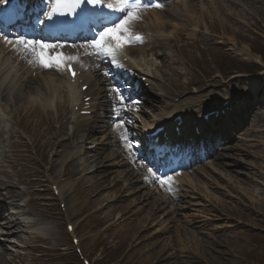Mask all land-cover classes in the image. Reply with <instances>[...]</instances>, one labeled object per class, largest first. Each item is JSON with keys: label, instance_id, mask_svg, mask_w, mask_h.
I'll use <instances>...</instances> for the list:
<instances>
[{"label": "rangeland", "instance_id": "374dc122", "mask_svg": "<svg viewBox=\"0 0 264 264\" xmlns=\"http://www.w3.org/2000/svg\"><path fill=\"white\" fill-rule=\"evenodd\" d=\"M246 1H248V6H251V8L247 10V13L244 12V15H240L236 21L228 22L229 25L226 27V31H222L218 18L207 17V21L205 20L208 25L212 26L213 33L208 31L202 24L199 28H192L193 26L185 24L187 28L204 34L200 33L202 37L199 39L187 38L185 42H180L178 45L182 47L183 51L181 52L179 49L178 53L175 54L177 57L172 52H168L169 55L175 57V61L179 62L178 66L184 73L181 77L179 75L173 77L174 84L172 86L168 84L166 92L175 95V100L169 102L171 106L176 104V99L184 94L195 98L200 95H211L214 92L217 94L221 93L222 95L217 101H214L216 98L213 99V107L219 106L226 97L239 98L244 95L250 99L253 98L252 100L255 99L254 96L251 97L252 92L250 89L248 91L239 90L241 85L239 83L248 82V78L252 76L238 80L222 76L223 73H227L229 76L237 75L238 72L253 73L256 68L251 63L261 57L264 58V0ZM253 4L254 6H252ZM175 11L178 13L179 9H175ZM218 13L224 14L221 11ZM224 32L226 33L224 34ZM235 46L245 49L247 55H238L231 51L232 47ZM5 51L0 56V60H2L0 64L3 63V60H10L15 57V53L10 55L9 52L11 51ZM158 76L162 82H165L161 74H158ZM261 80L264 82V74L261 75ZM237 87L238 89L236 90ZM155 94L159 97L160 92L155 91ZM261 95H263L261 97L263 99L264 93ZM205 100H208V98H205ZM169 101L171 100L169 99ZM158 105L159 103L156 104V106ZM251 106L247 110L248 112L256 111V113L264 115V106L261 103L251 104ZM153 111L155 110H152V112L148 110V114L152 116L159 112V110L156 113H153ZM132 116L134 117L135 115ZM141 116L137 117V120H140V124L143 122L142 120L151 119V116L147 114L146 116ZM6 126L15 133V138L13 142L5 138L0 140L3 143L0 144L2 151L0 161L3 160L4 155L7 153L3 147L9 143L13 147L15 146V152L11 148L6 149L11 151L9 154L15 156L16 159H9L4 163V166H1L0 181H9L5 177L7 175L1 172L2 170H7L11 173V187L18 185L17 192L20 191L19 193L24 196V199L30 198V201L34 202L27 212L31 216V220L40 222V227L37 228L40 236L34 235L27 241L10 238L11 241H8L7 244L12 248L14 254L11 252L7 256L8 264H81V260L79 257L77 258L75 250L71 247L70 250L72 251H68V239L64 238V235H66V219L63 211L57 202L53 200L47 188L46 181L50 182V180L58 178L57 175L59 173L58 165L56 170L52 171L54 175L46 171V167L50 166L55 153L53 152L54 150L47 149L52 142L51 140L48 141L50 135L45 134L40 139V132L37 131L35 133L33 131L34 134L32 136L29 134L25 139L21 140L17 138L20 135L18 130H14L15 127L11 123ZM247 130H250L249 126L240 133V136ZM20 132L23 135L22 131ZM258 136L263 138L264 133ZM237 141L230 142V146L237 148L236 151L218 152L223 154V156L229 155L232 158L220 159L219 162L215 163L218 167V174L224 172V170L242 173L240 175L233 173L236 177V182L232 186L229 187L230 182L221 183V181H218V174H213L210 165L206 172H201L198 175L200 181L208 185L206 188L216 198L220 199L224 206L218 207L206 194L195 190L191 192L187 200L188 203L192 204V206L186 205L190 210L182 213L178 211L177 214V212L171 213L172 210L163 207V211H156L157 220L153 221L151 223L153 225L150 227H146V231L141 229L139 232L132 231L129 233L126 229L127 225L135 223L138 218L147 216L146 212L150 208L145 207V203L139 205V208H143L145 211L139 213L140 215H138L137 219L131 216L137 208L134 209L133 206H129L130 209L122 214L125 216L120 220L116 216L117 213H114L111 209L113 206H118L117 203H113L114 197H112L113 199L104 198L98 202V197L95 194L87 192L90 190V184L88 185L85 182L84 173L77 174V177L66 176L69 182L64 193L67 217L72 219V224L77 229L76 234L79 235L80 239L82 238V250L85 256L92 264H260V261L264 260V176L259 175V178L257 176L258 173L254 172L257 174L255 179L260 182V186H254L258 189L257 193L261 195V198L258 199L259 196L254 193L256 189L250 187L253 179H251L252 175L249 174L252 171L246 169L250 166L242 164V159L238 156L240 152L239 146L243 147V149L244 146ZM18 149L21 150L18 151ZM252 152L250 153L251 156L245 155L248 159H244L264 167V160L259 161L257 159L263 156L261 146L253 149ZM60 160L62 161V158ZM213 160L211 161L213 162ZM223 164H230L233 167H220ZM202 166L203 164H198L190 172L193 169L198 170ZM32 167L37 171V174H35V176H38L37 179L33 178L36 171L29 170ZM75 171H79V168L70 167L66 170V175ZM260 171L264 173V170ZM108 177L112 179L114 177L113 173ZM254 185L256 184L254 183ZM242 189H246L250 194L248 196L243 195ZM107 193L111 194L110 191L102 194L105 195ZM254 195L258 197L257 205L255 206L249 200ZM124 198L119 203L124 207H128L132 199ZM186 214L197 216L190 218L194 224L186 226L187 229L198 232L200 237H203V233L204 235L207 234L205 239L210 240V245L213 244L212 246L198 248V253L193 252V250H182L181 247H177L175 244H171L165 249L162 247H155L153 250L146 248L147 245L158 242L167 244V239L170 237L172 239L175 236V231H177L173 229L175 224L169 223V221L178 215L176 219L179 224H184L185 219L182 216ZM131 220L133 221L131 222ZM158 223H160L159 226L155 225ZM123 225L124 228H122ZM160 227H167L168 229L165 230L167 233H160ZM179 234L182 235L183 233L179 232ZM181 235L180 238H182ZM172 240L177 242L175 237ZM0 241L5 242V236L1 235V231ZM22 245L28 248L23 249ZM172 246L174 248H171ZM67 252L71 254L73 252V254L67 257L65 256Z\"/></svg>", "mask_w": 264, "mask_h": 264}, {"label": "bare ground", "instance_id": "6f19581e", "mask_svg": "<svg viewBox=\"0 0 264 264\" xmlns=\"http://www.w3.org/2000/svg\"><path fill=\"white\" fill-rule=\"evenodd\" d=\"M166 3H168L163 8H155V9H147L145 12H142L143 20L138 22L134 28V33L140 34L144 37V42L141 44H137L135 46L127 47L126 54L130 57H132L134 60H131L129 63V68L137 69L139 72H144L148 74L151 78L148 77V82H150L153 87L157 84L159 77L154 73L159 72L163 73L165 76V83L162 82L159 83V88L157 90L161 91L160 97H163L162 102L165 100L173 99V94H170V92H166L168 90V84L173 85V77L178 75V66L179 62L175 61L174 59H168V55L165 53V50H171L174 53H178L177 51L180 49L181 52L182 47H180L178 44L180 42H183L187 36L193 37L195 39H199L202 36L197 35L194 32L190 31L189 28L185 26V24H188L189 26L196 27L198 25H203L209 30H212V26L208 25L205 20L207 17L211 18H218L219 24L222 26V31H226V27L229 25L228 22L232 23L236 21L237 18H239L240 15H244L243 13H247V10L251 8L249 7V3L246 0H164ZM179 1V2H178ZM254 6V4L252 5ZM172 8H174L172 10ZM175 9H179V12L176 13ZM182 9V10H181ZM221 11L224 14H219L218 12ZM248 15V14H245ZM207 21V20H206ZM206 29V30H207ZM226 32H224L225 34ZM203 39V38H202ZM207 39V38H206ZM2 43H4L2 40H0ZM79 45H64L63 48L57 49L56 51L61 52L68 56H76L78 55L79 58L83 57H89L84 55V50L76 47ZM4 49H10L12 48L9 45H6L5 43L2 46V51ZM231 51H234L238 55H247L245 49L235 46L232 47ZM15 52V51H13ZM13 53H10L12 55ZM23 53H17L15 56L13 64H17V72L16 74H12L13 80H17L19 84L14 83H7L5 84L6 80H2V83L0 82V101L4 102L3 113L4 115L9 119L11 123H13L15 126L17 125L18 129H21L23 132L28 134V131L31 130V128L42 131L40 129L43 128V134L46 132H50L52 129V125L54 121H58L59 126L58 127V133L60 137H63V140L58 144L57 146V153L58 157L63 156L65 152V146L69 145V143L76 137L77 141L81 140L82 145H86V143L90 142L91 147L89 150H79L76 149V146L71 147V151L69 153H66L63 156L64 165L62 166L61 174H64L65 167L66 166H73L76 168H79V171H75L73 175H77L79 173H84L83 176L85 178V182L89 185V191L88 193H93L96 195L97 201L100 202L104 198H116V203L118 206H113L111 209L114 213H117L116 216L119 217L121 220L125 215H122L126 213L127 210L130 209L129 206L135 205L136 211H134L131 216L138 218L139 213L145 210L143 208H139V205L142 203H145V206H149L150 209L147 210L145 217L138 218V220H135V223H130L131 225H127L126 229L129 233L132 231L139 232L141 229L142 231H146L148 227H150L151 223L153 221L157 220V217L155 215L156 211H159L161 209L162 204L164 203H171L173 204L176 201L182 202L185 197L179 195L178 197L174 195H164L160 196L159 198H153L155 188L159 186L158 183L157 186L151 187V188H145L146 193L141 192L142 186H144V181L149 179L150 177L148 175H145L144 178H142L138 172H133L132 169L130 171L126 169V163L123 162L121 159H116L118 156L116 155V152H112L111 154H105L103 157L102 155L104 152H106L109 147H115L118 143L116 138H119V134L124 135L126 133V129H121L119 133L116 132V125L112 129H109L111 125H113V121L116 120H123L126 121L127 118H129L130 111H121L119 108H116L117 112L113 111L110 112V110H107L106 108L110 107L111 104H117L116 99H114V93H112L111 89L104 88L105 85H116L119 88L121 85L118 84H111V79H104L102 77L99 71L102 73L108 72V69L101 68L100 70H94V66L89 63L88 60H83L84 63L87 64V66L90 67L91 71H86L84 73V79L85 83L89 85V89L85 93L86 96L92 97V106L95 108L96 103H99L101 108V115L97 117L96 120L93 122H90L89 118H78V112H75L74 109L76 107L82 108L84 104L82 103L83 100V94L79 93V89L74 88L70 86L68 83H66V80H61L62 74H57L58 71H55L54 69H42L39 67H36L38 69V72L34 74L32 77H19L17 76V73L19 75V72L25 73L28 69L26 66V63L22 61V59H19V56H22ZM18 55V57H17ZM184 55V54H183ZM147 56V57H146ZM82 57V58H83ZM142 59H140V58ZM161 59L162 65L155 64V60ZM259 59L257 60V63H259ZM30 65V64H29ZM101 65V63H100ZM4 68H9V71L12 72V70L15 68L12 65H9L7 63H4L2 65ZM77 66L84 70L80 65L77 64ZM144 67H148L150 70L143 69ZM166 70V71H165ZM93 71V72H92ZM171 72L168 73V72ZM109 73V72H108ZM153 73V74H152ZM52 76H59V79H54L51 77H48L49 75ZM100 74V75H99ZM144 74L143 76H145ZM43 76V77H42ZM106 77V75H104ZM108 76V75H107ZM109 77V76H108ZM1 78V75H0ZM236 78H247L246 74H240L236 76ZM237 79V80H238ZM239 86L240 91H247L248 89L251 90L253 95H257L258 91L261 90L262 82L260 81V76H255L248 78V82H242ZM2 85H6L7 87H3ZM156 87V86H155ZM157 88V87H156ZM155 89V88H154ZM238 87L236 88V90ZM147 92H144L143 94L146 95ZM264 93V91L262 92ZM261 93V94H262ZM122 94L124 95V91L122 90ZM170 97H166V95ZM215 93L208 95V96H198L195 98L186 97L185 100H183L180 104H178L177 108L175 110L170 111V109L167 108L169 106V103L163 104L165 108L164 111L159 115V117L153 118V121L151 123H148L145 128H153L156 127L159 124L158 119L165 117L166 115L174 114L175 116L178 112L186 111L189 113L192 111L193 117H197L199 114H206L205 112H208V110L212 107V100L215 99V97H219V95H214ZM214 95V96H213ZM205 98H208L211 100L204 102ZM228 98H226L227 100ZM133 98H127L126 103L128 101H133ZM145 99H138V105H135L134 107L138 110H134V113H141L143 115H146V110H154L156 108L155 104H158L161 99L152 97L150 98L151 103L148 105V103L145 102ZM224 100V101H226ZM11 101L12 105L11 109L5 108V104ZM79 103V104H78ZM264 106V101L262 102ZM3 106V105H2ZM69 107L73 108L71 111H69ZM184 107V109H182ZM99 110V108L97 109ZM109 111V112H108ZM161 111V110H160ZM184 111V112H185ZM171 112V113H170ZM109 113V114H106ZM119 113V115H118ZM114 115V118H111L112 115ZM129 114V115H128ZM186 114V113H185ZM109 115V116H106ZM128 115V116H127ZM188 115V114H186ZM189 116V115H188ZM64 119V121H62ZM73 121L76 129L71 135H66V122ZM28 121V125H24V122ZM8 123L5 122L0 117V140L4 139V137L8 136L9 139H13L15 137V133L8 129L6 126ZM251 124V125H250ZM81 125V128L79 129L78 126ZM94 125V127H92ZM30 126V127H29ZM56 126L55 124L53 125ZM135 125L132 127L134 128ZM250 130H247L246 132H243V135H239L238 133L235 135L237 140L242 143L243 147L239 146V154L238 156L242 159V164H247L250 167H247L246 169L249 171L251 170L249 175H252L253 181H251L250 187L255 188L254 186H260L259 180L255 179V176L257 175L254 172H257V176H264V173L260 170H264L263 165L260 167L258 164L254 162H248L246 161L247 156H251L250 153H253L252 150L255 148H259L261 146L263 156L259 159V161L264 160V137H259L258 135L264 133V115L260 113L253 112V115L251 116L250 120L248 121V125ZM55 127V128H57ZM93 128V129H92ZM245 128V127H244ZM244 128L239 129V133H241ZM28 129V130H27ZM39 129V130H38ZM142 129L140 126L138 127L136 125L135 130ZM55 131V129H54ZM123 131V132H122ZM103 134L105 135V140L98 141L93 135ZM229 134H234L233 132H230ZM21 135H19V138ZM112 138V139H111ZM70 141L67 143V141ZM112 140V141H111ZM237 141V142H238ZM54 142L51 145V148L53 147ZM78 145V144H77ZM12 147L4 145L3 148L7 151L6 148ZM50 147V146H49ZM229 148H226L225 152H232L236 151L237 148L234 146H228ZM250 151V152H249ZM107 153V152H106ZM257 154V153H254ZM2 156V151L0 149V157ZM57 157V155H56ZM224 158H232L229 155L228 156H217L214 158V162H208L206 165L203 166V168L200 169L201 172H206L208 166L210 165V169H212L213 174H218L217 172V166L215 163L219 162L220 159ZM256 158V157H255ZM12 159L10 156H8V152L4 155V158L2 161H0V165L4 166V163ZM112 159V160H111ZM127 159V158H125ZM248 159V158H247ZM13 160V159H12ZM108 160V161H107ZM110 163V164H108ZM113 163V164H111ZM106 164V166H105ZM240 165V164H239ZM112 167L117 168L118 171H115V177L110 179L107 177L109 173L112 172L110 170ZM139 172H142L143 167L137 166ZM220 167H233L230 164H223ZM89 170V171H88ZM200 171H197L195 173H181L178 177L180 181L187 182L190 184V188H194L195 190H198L201 193H204L207 195V197L218 207L224 206L223 202L216 198V196L211 193L208 188V185L203 184L200 181V177L198 176L200 174ZM259 171V172H258ZM5 174L11 177V174L5 170ZM226 172V173H225ZM212 173V172H211ZM242 174L240 172H233L231 170H224V172H221L218 174L217 179L218 181H221V183H228L232 186L236 182V177L234 174ZM259 176V178H260ZM247 177H249L247 175ZM121 179L124 181V183L118 184V181H121ZM174 180V179H173ZM254 183L256 185H254ZM173 184H176L173 181ZM181 188V187H180ZM66 189V186H63L61 194L63 196L64 190ZM176 191L182 192L181 189L172 188ZM201 189V190H200ZM255 192L257 196H251L249 198L251 204L253 206L257 205V198L260 199L261 195L258 192V189L255 188ZM140 190V192H138ZM110 191V195L102 194L103 192ZM243 195H249L250 193L247 192L246 189L241 190ZM140 193V195H139ZM126 195L128 197H134L133 200L129 203L128 207H124L119 202H122L121 200H118L121 195ZM13 199L21 198L20 194H17L15 192H11L9 194ZM136 195H139L136 197ZM255 197V198H254ZM107 199V200H108ZM113 199V198H112ZM142 200V202H141ZM150 200H152V204H150ZM185 209V208H181ZM4 216V215H3ZM197 217V216H191L186 215L182 218L185 219L184 224H179L177 219H172V223L175 224V227L173 228L175 231V240L177 242L173 241L174 237H171L167 239V244L164 243H153L150 245H147L146 248L149 250L155 249V247H162L165 249V247L175 244L177 247H181L182 250H193L195 253H198L199 249L201 247H210V240H206L207 234L203 237H200V234L198 232H193L191 230H188L186 226L192 225L193 220H190V218ZM28 214L26 212H19L15 216H9L5 218L4 222H0V231L1 235L5 236V242L0 241V264H8L9 260L7 259V256L9 253H13L12 248L7 244L8 241H11L10 238H16L18 240L27 241L30 240L34 235L40 236V232L37 231V228L40 227L39 223H31V222H25L24 220H27ZM134 218V219H135ZM133 219V220H134ZM1 220V219H0ZM131 220V222L133 221ZM160 223L155 224L159 226ZM147 227V228H146ZM186 227V228H185ZM124 228V225L122 226ZM159 232L162 234H166L167 227H160ZM179 232H182L183 234H179ZM180 235L182 238H180ZM147 239V238H146ZM186 239V241H185ZM215 244V243H214ZM15 247V246H13ZM176 247V246H175ZM151 248V249H150ZM171 248H174L172 246ZM14 254V253H13Z\"/></svg>", "mask_w": 264, "mask_h": 264}, {"label": "snow or ice", "instance_id": "6c2138e0", "mask_svg": "<svg viewBox=\"0 0 264 264\" xmlns=\"http://www.w3.org/2000/svg\"><path fill=\"white\" fill-rule=\"evenodd\" d=\"M40 4L43 7L37 12L35 8L38 5L29 9L28 0H0V15L10 18L20 15L25 17V23L11 34L0 28V40L11 46L13 51L23 53L25 62L33 67L67 71L73 77L76 76L73 64L81 63L79 56H68L56 51L63 48L64 44L54 42L46 36L73 31L91 33V39L76 47L83 49L86 56L121 68L123 65L119 58L124 49L144 42V37L133 31L136 24L143 20L142 12L149 8L163 7L160 0H40ZM37 31L40 32L38 37L31 34ZM104 75L109 73L105 72ZM111 91L118 101L116 107L121 111L138 110L134 106L139 102L126 103L127 98L118 86L113 85ZM126 123H131V120H121L116 126L124 128ZM121 139L126 140V135H122ZM125 147L131 149L132 145L127 143ZM150 151L154 157L157 155L154 150ZM166 154L163 149L159 153L158 163L161 166H166ZM142 163H145L153 179L162 188L172 192V175L178 173L154 171V166H148L144 161Z\"/></svg>", "mask_w": 264, "mask_h": 264}, {"label": "trees", "instance_id": "16d2710c", "mask_svg": "<svg viewBox=\"0 0 264 264\" xmlns=\"http://www.w3.org/2000/svg\"><path fill=\"white\" fill-rule=\"evenodd\" d=\"M260 264H264V260L263 261H260Z\"/></svg>", "mask_w": 264, "mask_h": 264}]
</instances>
